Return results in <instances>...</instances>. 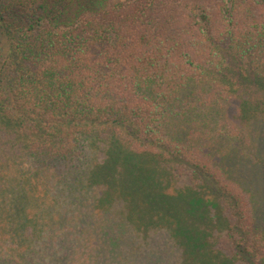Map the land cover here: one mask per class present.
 Instances as JSON below:
<instances>
[{
	"label": "trees",
	"instance_id": "16d2710c",
	"mask_svg": "<svg viewBox=\"0 0 264 264\" xmlns=\"http://www.w3.org/2000/svg\"><path fill=\"white\" fill-rule=\"evenodd\" d=\"M0 264H264V0H0Z\"/></svg>",
	"mask_w": 264,
	"mask_h": 264
}]
</instances>
